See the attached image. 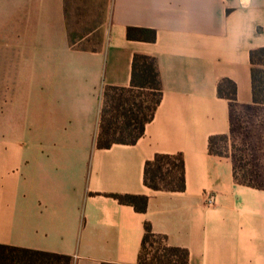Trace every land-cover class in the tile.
I'll return each instance as SVG.
<instances>
[{
    "label": "crops",
    "instance_id": "0c3cea01",
    "mask_svg": "<svg viewBox=\"0 0 264 264\" xmlns=\"http://www.w3.org/2000/svg\"><path fill=\"white\" fill-rule=\"evenodd\" d=\"M70 6L0 0V244L138 264L150 223L189 264H264V188L238 183L231 157L209 152L233 122L223 82L253 105L264 0H112L86 34L103 33L96 50L71 45ZM128 27L157 40H129ZM136 54L157 59L161 102L135 144L98 148L105 88L131 87ZM159 154H182L185 190L145 184ZM114 195L147 196V211Z\"/></svg>",
    "mask_w": 264,
    "mask_h": 264
},
{
    "label": "trees",
    "instance_id": "16d2710c",
    "mask_svg": "<svg viewBox=\"0 0 264 264\" xmlns=\"http://www.w3.org/2000/svg\"><path fill=\"white\" fill-rule=\"evenodd\" d=\"M72 35V34H71ZM127 38L132 41L156 42L157 31L149 28H127ZM74 48L87 50L78 46V42L71 36ZM91 50H96L92 48ZM251 75L253 87V108L264 106V47L257 48L250 53ZM228 85L226 95L231 101L232 110L240 107L236 103V85L226 80ZM219 94L224 95L222 85ZM148 91L152 98L146 112L143 105L134 103L135 93ZM162 83L157 59L148 55L136 54L133 60L132 85L129 88L107 86L103 95V106L100 114V130L97 136L98 148H110L114 144H135L145 133V127L154 115L162 99ZM233 122L229 134L212 136L209 139V152L220 157H231L234 168V178L238 183L264 188L257 184L258 176L248 169L242 162V156L236 152L223 151L222 144L233 132ZM130 133L131 139L116 138L117 134ZM145 184L154 190L183 191L185 190V165L182 154H159L146 165ZM122 204L132 205L139 212H146L149 198L142 195H114ZM165 237L156 234L150 223L145 224V235L142 241L138 264H157L155 260L147 262V256L153 252V257L159 264H189V252L179 247H170ZM165 259V260H164ZM73 258L68 255L26 250L0 244V264H72Z\"/></svg>",
    "mask_w": 264,
    "mask_h": 264
},
{
    "label": "rangeland",
    "instance_id": "374dc122",
    "mask_svg": "<svg viewBox=\"0 0 264 264\" xmlns=\"http://www.w3.org/2000/svg\"><path fill=\"white\" fill-rule=\"evenodd\" d=\"M112 0H71L69 30L72 38L83 48H101L104 35L98 31L86 37L92 30L91 27L99 25L105 16L108 15ZM134 108L143 105L146 112L147 106L151 103L148 91L136 92ZM233 132L226 142L222 144L223 151L227 153L236 152L242 156L243 164L253 170L258 176L257 184L264 186V106L253 108L237 107L233 110ZM116 138L131 139L130 133L117 134ZM147 256V262L155 260L152 255ZM165 260V259H164Z\"/></svg>",
    "mask_w": 264,
    "mask_h": 264
},
{
    "label": "built area",
    "instance_id": "2783aa9c",
    "mask_svg": "<svg viewBox=\"0 0 264 264\" xmlns=\"http://www.w3.org/2000/svg\"><path fill=\"white\" fill-rule=\"evenodd\" d=\"M213 201V199L212 198H210V202H212Z\"/></svg>",
    "mask_w": 264,
    "mask_h": 264
}]
</instances>
